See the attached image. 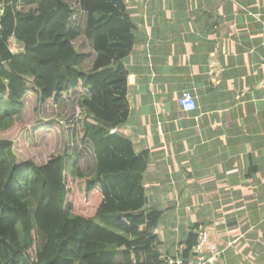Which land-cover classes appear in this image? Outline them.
Wrapping results in <instances>:
<instances>
[{"label": "trees", "instance_id": "1", "mask_svg": "<svg viewBox=\"0 0 264 264\" xmlns=\"http://www.w3.org/2000/svg\"><path fill=\"white\" fill-rule=\"evenodd\" d=\"M0 5V130L18 122L28 95L62 107L80 92L93 149L88 172L79 153L21 160L0 137V264H166L155 232L162 213L145 209L141 184L149 153L110 132L129 114L124 59L134 36L124 0ZM83 33L91 53L76 46ZM196 239L190 232L184 258Z\"/></svg>", "mask_w": 264, "mask_h": 264}, {"label": "crops", "instance_id": "2", "mask_svg": "<svg viewBox=\"0 0 264 264\" xmlns=\"http://www.w3.org/2000/svg\"><path fill=\"white\" fill-rule=\"evenodd\" d=\"M128 117L162 257L208 229L212 264H264V0H124ZM190 92L196 108L179 98Z\"/></svg>", "mask_w": 264, "mask_h": 264}, {"label": "rangeland", "instance_id": "3", "mask_svg": "<svg viewBox=\"0 0 264 264\" xmlns=\"http://www.w3.org/2000/svg\"><path fill=\"white\" fill-rule=\"evenodd\" d=\"M2 12L0 5V19ZM78 22L81 24V19L77 24ZM76 46L81 51H92L84 33L77 40ZM11 49L14 52L21 50L15 40L11 42ZM89 68L90 63L86 69ZM81 94L77 93L75 100L62 103V107L55 104L39 105L35 95H28L21 118L14 126L0 130V137L13 141L14 150L21 160L31 158L38 163H44L51 156L68 150L69 154L79 153V165L90 172L93 149L83 139L86 114L80 107L83 97Z\"/></svg>", "mask_w": 264, "mask_h": 264}, {"label": "built area", "instance_id": "4", "mask_svg": "<svg viewBox=\"0 0 264 264\" xmlns=\"http://www.w3.org/2000/svg\"><path fill=\"white\" fill-rule=\"evenodd\" d=\"M179 103L185 111H191L196 108L195 98L190 92H185L179 98ZM195 233L197 239L192 254L188 258H184L183 254L175 257H162L166 264H212L213 260H215L221 252L217 250V252L212 253L208 248L210 234L207 228L200 227L195 230Z\"/></svg>", "mask_w": 264, "mask_h": 264}]
</instances>
